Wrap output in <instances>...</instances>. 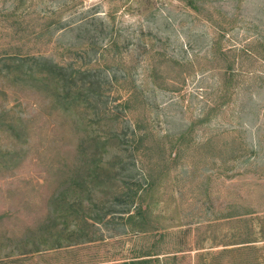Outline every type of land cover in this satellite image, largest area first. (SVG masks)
Returning a JSON list of instances; mask_svg holds the SVG:
<instances>
[{
    "label": "rangeland",
    "instance_id": "obj_1",
    "mask_svg": "<svg viewBox=\"0 0 264 264\" xmlns=\"http://www.w3.org/2000/svg\"><path fill=\"white\" fill-rule=\"evenodd\" d=\"M25 53L72 65L99 95L88 129L62 122L41 84L12 70ZM90 134L106 142L100 152ZM81 151L112 167L99 164L100 186L83 193L95 241L32 253L20 241L39 224L62 228L49 201ZM6 245L28 253L22 264L143 253L152 264H264V0H0V253Z\"/></svg>",
    "mask_w": 264,
    "mask_h": 264
},
{
    "label": "trees",
    "instance_id": "obj_2",
    "mask_svg": "<svg viewBox=\"0 0 264 264\" xmlns=\"http://www.w3.org/2000/svg\"><path fill=\"white\" fill-rule=\"evenodd\" d=\"M61 28L62 27H60V29ZM42 29V26L37 24L33 25V27L31 28L33 33V39L35 42H37V40L35 39L37 37H40V42H44L41 38L44 37V35L47 33ZM21 48H24V44H21ZM13 56L15 59L12 60V67H15V69L12 68V70L21 71V75H23V77L20 78L23 80H25L26 77H30L31 79L35 80V83L41 84L40 87L45 91V94L48 96V104L58 110L59 116L61 117V121L64 117L72 118L73 120L71 121H74L76 125H74V123H68L70 126L80 128V124L82 126L87 127L88 129L90 123L82 124L83 122H85L86 119L84 115L85 111L90 110V106L94 110V108H98L101 103L99 102L100 100L96 98L99 95H97L96 97L92 96L90 91L86 89L85 81L83 79H81V81L75 80V74L78 72L76 68H74L72 65H64L62 63L53 62L50 57H47L46 53H25ZM14 75L17 76L16 74ZM96 85L99 87L100 84L96 83ZM34 86L35 84L33 85V87ZM91 100L94 102L93 106L91 105ZM101 108L102 107H100L99 109ZM95 136L96 135L93 136L91 134L87 135L85 140L91 144V148L92 146H94V148L97 147L99 149L98 152H100L106 142L100 141V143H96L94 140V138H96ZM94 152L95 156L93 157L91 154L84 153L83 151H81L79 153L78 159L73 160V164H69V169L67 171H63L61 169L58 170L59 172H63L61 174L63 175V177L61 176V178H59L58 185L60 187H65L66 190L57 193L56 197L49 201V204H53V208H51V214L57 220L51 221L50 226H55L60 223L62 228L52 231L53 228H48L44 226V223L39 224L40 227L35 228V232L33 233L32 237H29L30 242H28L29 240L24 242L20 241L26 245L34 244L32 246L34 248V252L32 253L39 252V245L42 244H51L52 249L55 248L59 250L63 247L73 246L76 244H87L95 241L92 236L93 232L90 229L93 228V224L88 225V231L86 229H83V225L81 223L83 217L85 219H90L87 214V212H89L90 210L89 205H87V203H92L89 198L87 199L83 197V193H88L89 195L93 196L96 188H98L101 184L100 178L102 176L99 175L98 172H102L105 169H112V167L109 165V163L104 165L101 164V161L95 158L97 157V155L98 158H101V153H98L97 151ZM88 157H93L95 160L85 161L84 159ZM99 164H101L105 169L100 167ZM157 165L158 163L153 165H151L150 163L145 164L147 168V174L150 175L154 173ZM80 171H83V173L81 175H78ZM97 182H99V184H95ZM135 198L136 194H134V196L131 198V204L135 203ZM139 201L140 199L138 200V202ZM136 205L131 206L135 208ZM47 220L43 221L47 222ZM97 221H99V219H97ZM248 222L246 221L245 223V226H247V228L249 227L247 225ZM39 231L42 232L41 236H37ZM67 232L69 235L65 236ZM80 233L83 234V236L85 237H83L84 239L82 238L79 241L71 240L72 234L74 235ZM89 233H91V236ZM63 240H65L64 243H66L67 241L68 244L63 245ZM6 242L10 243L11 239L7 240ZM251 242L253 241H246L243 243L249 244ZM254 242L256 243V241ZM248 247L250 248V246L248 245L245 246V249L243 250L246 251ZM10 248L11 246L9 247L8 245L3 248L6 253H0V264H22L20 256L26 255L28 253H24L25 251H20L19 254H17L15 251L12 253L10 251H7V249H12ZM1 250L2 249H0V251ZM257 250L258 248L255 247V251ZM149 256L150 255L143 253L142 255L135 257L128 262H123L122 264H152L153 262L151 260L153 259L148 258ZM255 264H259L256 259Z\"/></svg>",
    "mask_w": 264,
    "mask_h": 264
}]
</instances>
